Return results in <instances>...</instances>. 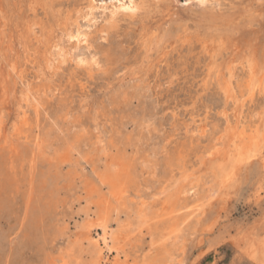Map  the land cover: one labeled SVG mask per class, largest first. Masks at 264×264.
<instances>
[{
  "label": "rangeland",
  "instance_id": "1",
  "mask_svg": "<svg viewBox=\"0 0 264 264\" xmlns=\"http://www.w3.org/2000/svg\"><path fill=\"white\" fill-rule=\"evenodd\" d=\"M78 1L55 3L68 11ZM0 3L1 26L12 32L27 18L26 6ZM190 3L165 0L148 13L123 16L106 40L93 28L92 41L108 59L106 70L93 75L67 65L39 81L26 62L35 56L21 59L16 73L17 57L7 58L0 43V264H77L90 236L83 225L105 202L117 205L103 180L115 157L128 166L115 174L118 187L128 190L121 217L142 201L154 212L163 205L181 209L163 224L186 225L184 264H264V0H220L215 23L199 19ZM248 61L262 77L253 94ZM230 67L243 109L224 88ZM28 79L33 90L48 91L39 112L28 110L23 122L15 97ZM231 126L246 128L241 154L227 148ZM256 129L260 145L249 137ZM97 135L105 136L104 153ZM214 144L223 146L208 156ZM187 182L198 188L190 198L180 194ZM203 194L202 210L193 213ZM86 197L90 217L82 210ZM131 236L121 263L139 262L144 251ZM186 243L196 247L190 259ZM89 258L84 253L81 260L88 264Z\"/></svg>",
  "mask_w": 264,
  "mask_h": 264
},
{
  "label": "bare ground",
  "instance_id": "2",
  "mask_svg": "<svg viewBox=\"0 0 264 264\" xmlns=\"http://www.w3.org/2000/svg\"><path fill=\"white\" fill-rule=\"evenodd\" d=\"M21 1L23 4H20L19 8L23 11L24 5L26 6L24 11L27 12L25 16L27 18L23 22L17 23L13 31L8 33L5 32L6 28L4 26L6 23L1 26L2 22L0 21V43H5L7 58L9 56L17 57L16 63L13 65V69L16 73H18V63H20L21 59H27L28 55H31V57L35 56L32 59L28 58L26 62H32L34 78L41 81L58 75L67 65L85 71L91 75L95 72L106 70L108 59L105 50L97 48L93 43L92 29L99 27L101 38L106 40L110 31L117 27L121 17H135L141 13H148L149 10L154 9V7H160L165 0H79L78 4H75L72 9H68V11L60 9L59 6L57 7L55 0ZM189 1L191 2L190 9L196 13L199 19L206 21L210 20L215 23L211 18L214 17L213 11L218 8L217 6H219L220 0ZM130 8L135 10H127ZM148 40L149 39L145 36L146 43L149 42ZM149 43L150 45H154L153 41ZM250 62L251 61H248V88L251 94H253L256 88L261 87L262 77L258 73L257 66ZM229 69L231 73L229 79L224 84L225 91L233 99L234 103H239L238 106L243 109L245 106V99H241L240 101L237 100L232 83L234 74L233 68L230 67ZM47 91L48 90L44 89L33 90L29 79L23 81V86L15 97L16 105L18 106L16 109L18 121L22 118L25 119L28 110L32 108H35V110L39 112L41 96L47 95ZM4 97V101L10 99V92L7 86H5ZM17 123H14V129H17ZM3 124V110L0 109V132ZM244 127L239 128L241 129L239 132L237 127L231 126L229 129V143L226 142L228 143L227 148L229 146V151L237 150L238 153L241 154L246 147L248 136L246 134V128ZM2 130L4 131V129ZM205 131L206 129L203 128V132ZM227 135L228 134H226V137ZM249 137L254 144L260 145L261 134L259 129H256L255 133H251ZM97 144L103 153L108 150L104 135H97ZM221 144H223L222 141ZM219 146L214 144V146L210 148L208 156L214 155V153L220 149L217 148ZM127 169L128 166L123 159L115 157L110 161L107 174L104 175L103 180L105 184L109 185L113 198L117 201V205L112 207L110 203L105 202L102 208L98 209V211L96 210V218H89L83 225L84 228L88 230L90 236H87L88 245L86 247L80 244L82 246H80L78 250L79 254L76 256L77 264H84L81 260L84 253L90 255L88 264H109L111 255L115 256V262L113 264H127V262L121 263L119 261V256L122 252L125 253L124 247L133 239L131 236L132 234L139 237L138 240L141 242L144 249L140 261L134 264H184V257L182 255H184L185 252V242H183V239L186 235V225L178 224L167 228L164 227L163 224L165 217L166 219L168 216L172 217L175 215L176 217L178 215L177 212L181 209L176 210L163 205L161 212H154L150 209L149 202L142 201L140 206L133 210H126L125 217H121V213L124 211V203H122V201L127 197L128 190L118 187L115 178L117 175L120 177L119 174L125 172ZM111 177L114 178V181L111 180ZM184 178H188V175ZM166 190L167 189L161 191L160 194H165ZM197 191L198 188L193 185H188L187 182L184 183L181 188L180 194L190 198L191 195L196 194ZM178 194L179 192L176 193V195ZM181 195H179V197ZM202 197H204V194L200 197V201L196 205L197 209L193 210V213L202 210L205 204V199ZM86 200L87 203L83 206L82 210L87 217H90V203H92V201L89 197H86ZM168 202H170V200H168ZM113 211L115 212V219L117 221L116 226H111L110 223L111 212ZM156 223H160L161 226L157 227ZM93 232L97 235L92 236L91 234H93Z\"/></svg>",
  "mask_w": 264,
  "mask_h": 264
},
{
  "label": "crops",
  "instance_id": "3",
  "mask_svg": "<svg viewBox=\"0 0 264 264\" xmlns=\"http://www.w3.org/2000/svg\"><path fill=\"white\" fill-rule=\"evenodd\" d=\"M195 248L196 247L193 246L192 244L186 243V257H187V259H190L192 254H195Z\"/></svg>",
  "mask_w": 264,
  "mask_h": 264
},
{
  "label": "snow or ice",
  "instance_id": "4",
  "mask_svg": "<svg viewBox=\"0 0 264 264\" xmlns=\"http://www.w3.org/2000/svg\"><path fill=\"white\" fill-rule=\"evenodd\" d=\"M127 10H129V11H134L135 9H131V8H130V9H127Z\"/></svg>",
  "mask_w": 264,
  "mask_h": 264
}]
</instances>
